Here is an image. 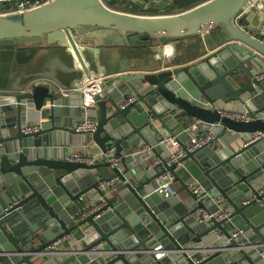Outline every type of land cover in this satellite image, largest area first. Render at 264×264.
Segmentation results:
<instances>
[{"label": "water", "instance_id": "obj_1", "mask_svg": "<svg viewBox=\"0 0 264 264\" xmlns=\"http://www.w3.org/2000/svg\"><path fill=\"white\" fill-rule=\"evenodd\" d=\"M255 1L51 0L0 15V264H264V194L244 203L264 183V139L231 147L232 139L264 131L258 115L264 109V78L258 77L264 42L246 24L256 13L249 8ZM260 9L262 19L264 0ZM211 33L227 38L221 48L156 72L107 76L91 68L84 52L155 42L163 54L165 43ZM47 47L74 54L79 81L66 88L50 78L20 79L18 66ZM95 76L104 78L97 105L85 110L82 93L70 91L69 97L82 95L78 107H71L62 90ZM15 77L22 81L14 85ZM133 94L135 103L119 107ZM229 104L255 119L223 116L220 106ZM79 107L85 116L76 115ZM86 117L98 121L92 134L73 128ZM192 122L204 135L211 130L214 139L169 164L172 150L166 147L162 154L158 142L175 137L185 146ZM32 124L39 130L26 132ZM80 141L94 142L119 163L68 160L70 146L83 151ZM154 157L159 162L149 167ZM166 172L181 185L174 196L157 190ZM113 178V194L99 188ZM193 180L218 192L231 212L227 219L200 221L212 202L189 189ZM93 189L96 210L80 218L78 201ZM182 191L188 199L179 198ZM233 230L241 234L233 238ZM65 235L81 247L47 251ZM159 253L164 256L157 258Z\"/></svg>", "mask_w": 264, "mask_h": 264}, {"label": "crops", "instance_id": "obj_2", "mask_svg": "<svg viewBox=\"0 0 264 264\" xmlns=\"http://www.w3.org/2000/svg\"><path fill=\"white\" fill-rule=\"evenodd\" d=\"M179 11L175 10L174 13ZM256 13L249 17V20L246 21V24H249L252 29L257 27L261 22L260 11H255ZM167 12H164L166 14ZM263 18V17H262ZM226 37L222 33H211L205 36L198 37H188L178 43H165L163 47V54H160L156 50L157 43H153L152 46L144 47H105L101 49H86L85 56L87 63L91 66L93 70H101L105 75H115L118 73H132L133 71H142V72H156L159 70L165 69L169 63H178L179 60L183 58L194 59L199 56L198 59H202L206 55L211 54L212 51H216L223 46V43L226 41ZM142 48H148L149 51L145 52ZM157 52V53H156ZM19 72L21 73L20 79L26 81L28 78L34 77H43L50 78L55 81H58L60 84L69 87V84L73 85L81 77L82 72L79 69V65L73 53L65 48L57 47H47L40 48L37 51L34 58L29 64L19 65ZM19 76V75H18ZM18 77L12 79V83L16 85V81H22ZM68 84V85H67ZM102 85V92H103ZM104 93V92H103ZM62 94V92H61ZM103 95V94H102ZM134 95V94H133ZM81 93L74 92L71 97L67 96L68 103H72L73 108L78 107L77 105L81 102ZM70 106V104H69ZM220 108L228 110H237L236 104L222 105ZM78 114V115H77ZM77 116H85V113L82 112V109L79 107V110L76 111ZM227 137H231L232 132L228 131ZM249 137L247 135H242L237 139H232L231 147L232 149H237L242 147ZM85 146L83 152L90 153H99L103 152L94 142L89 143H78L77 147ZM161 153H165L166 146H160ZM146 148V145L143 146ZM82 152V150H79ZM76 152V149L73 146L69 147V153ZM104 153V152H103ZM106 154V153H105ZM169 158V157H168ZM155 159V160H154ZM153 162H159V159L154 157ZM103 162V161H101ZM100 177V173H95ZM202 186L204 184L200 181H197ZM174 187L178 191L181 188V185L176 182ZM205 187V186H204ZM111 190V189H110ZM108 193L113 194L111 191ZM212 194L218 195V192L215 189H212ZM97 196V192L93 189L87 193L82 201H78L80 204V209L82 207L92 206V199ZM179 198L186 200L189 198V195L186 191L178 193ZM208 206L209 211L213 212L216 210V205ZM231 209V208H230ZM237 231V230H233ZM232 231V232H233ZM71 247H81V242H78L73 235L70 236L68 241L61 245L57 250ZM56 250V251H57Z\"/></svg>", "mask_w": 264, "mask_h": 264}, {"label": "built area", "instance_id": "obj_3", "mask_svg": "<svg viewBox=\"0 0 264 264\" xmlns=\"http://www.w3.org/2000/svg\"><path fill=\"white\" fill-rule=\"evenodd\" d=\"M15 1V2H14ZM17 0H0V4L5 3H12L11 8L9 10H1L0 9V15L7 14V13H19L24 12L30 9H34L36 7H39L51 0H20L19 2H16ZM14 2V3H13ZM261 0L255 1L252 6L249 8H255L257 11H261L260 9ZM263 18L260 22V24L255 27L254 29H251L249 32L252 36L257 38L258 40L264 42V12ZM259 78H264V70L261 71L258 74ZM102 76H95V78H92L90 80H82V83L72 88L71 90H68L66 92V95L70 93V91H80L83 95V105L82 107L86 110L87 108L94 107L97 105V102L102 95V82H103ZM136 102V96L130 95L124 99H122L119 102V107L125 108L133 103ZM220 112L223 116L229 117L234 120L239 121H251L255 118L249 113V112H239L238 110H228L220 108ZM259 117L264 118V109L260 110L258 112ZM98 121L95 118H89L86 117L82 122H79L74 125V130L79 133H88L92 134L97 129ZM40 126L38 124H32L25 128L26 132H32L39 130ZM191 135V140L188 141L185 146H182L181 141L175 137H164L159 142V146H166L171 148L172 154L168 158V163L172 164L175 162H179L182 158H184L188 152L194 151L200 147H203L205 145L211 144L212 140L215 137V134L209 130L206 135L202 134L200 132V127L198 122H192L189 126V128L186 130ZM261 139H264V131H257L253 133V135L249 138V142L259 141ZM85 147V146H84ZM145 151H151V147L146 146L144 148ZM68 160L73 162H82L88 165H92L101 161H108L113 163L114 165H117L120 161L119 158H109L107 154L103 152L99 153H90V152H81L76 151L74 153H69L67 156ZM157 162H151L149 164V167H153ZM159 186L157 190L159 192H165L166 195L174 196L177 193L176 188L174 187V175L170 172H166L162 174L159 177ZM117 183V178H113L108 181H102L99 183V188L103 191H109L110 188H112ZM189 189L195 193L198 198L204 202L207 203L211 201L216 205V210L211 212L209 210H203L201 213L200 221L207 222L212 216L216 218V220H224L227 219L231 212L230 210H226L223 208V198L218 194L214 195L211 193L213 190H207L205 187H203L200 183L193 180L188 183ZM264 194V183L257 186V193L252 194L250 198L245 200V204L252 202L257 198V195H263ZM83 200V199H82ZM96 210V206H87L82 207L79 211V217L83 218L87 214L91 213L92 211ZM241 234L240 230L233 231L232 237L237 238ZM71 235H65L61 237L60 239L53 242L50 246H48L47 251L53 252L56 251L59 247H61L62 244H64ZM262 257H264V246L262 248L261 252ZM164 256V253L157 254V258H161ZM183 264H188L184 262Z\"/></svg>", "mask_w": 264, "mask_h": 264}, {"label": "flooded vegetation", "instance_id": "obj_4", "mask_svg": "<svg viewBox=\"0 0 264 264\" xmlns=\"http://www.w3.org/2000/svg\"><path fill=\"white\" fill-rule=\"evenodd\" d=\"M68 90H62V95H64L65 97H67L68 95H66V92H67ZM83 108V107H82ZM91 108V107H90Z\"/></svg>", "mask_w": 264, "mask_h": 264}, {"label": "trees", "instance_id": "obj_5", "mask_svg": "<svg viewBox=\"0 0 264 264\" xmlns=\"http://www.w3.org/2000/svg\"><path fill=\"white\" fill-rule=\"evenodd\" d=\"M143 50H145V52H147V51H149V49L148 48H142Z\"/></svg>", "mask_w": 264, "mask_h": 264}, {"label": "rangeland", "instance_id": "obj_6", "mask_svg": "<svg viewBox=\"0 0 264 264\" xmlns=\"http://www.w3.org/2000/svg\"><path fill=\"white\" fill-rule=\"evenodd\" d=\"M157 53V52H156Z\"/></svg>", "mask_w": 264, "mask_h": 264}]
</instances>
